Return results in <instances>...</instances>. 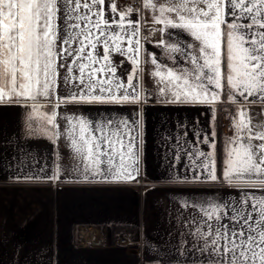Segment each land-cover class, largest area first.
<instances>
[{
  "label": "snow or ice",
  "instance_id": "6c2138e0",
  "mask_svg": "<svg viewBox=\"0 0 264 264\" xmlns=\"http://www.w3.org/2000/svg\"><path fill=\"white\" fill-rule=\"evenodd\" d=\"M105 2L0 0V106L30 109V134L53 142L66 137L74 161L71 171L85 181L98 176L105 182L131 183L141 176L145 125L140 105L155 95L163 104L206 105L215 119L218 102L230 101L237 109L236 134L228 139L222 173H216V133L201 139L194 132L198 143L213 151L186 152L193 180L258 188L260 195L242 191L231 203L194 205L203 216L193 219L196 227L189 234L202 241L195 249L204 257L201 264H264V0H164L159 5L143 0L144 7L158 9L156 22L183 29L194 41L160 42L169 58L179 53L191 67H169L152 54L148 74L156 78L155 93L143 86L142 64L149 58L141 59L142 45L134 39L139 29L130 20L133 9L117 12L113 0H107L115 14L109 20L101 7ZM112 53L127 57L131 71L118 74L126 61L116 65ZM60 85L63 96L57 92ZM41 98L51 102L43 111ZM72 105H134L135 118L65 116L67 127L61 130L57 109ZM35 121L39 126L33 128ZM194 157L202 159L197 163ZM60 160L57 150L51 181L66 170Z\"/></svg>",
  "mask_w": 264,
  "mask_h": 264
},
{
  "label": "crops",
  "instance_id": "0c3cea01",
  "mask_svg": "<svg viewBox=\"0 0 264 264\" xmlns=\"http://www.w3.org/2000/svg\"><path fill=\"white\" fill-rule=\"evenodd\" d=\"M113 2L117 12L126 9L119 5V0ZM153 2L159 5L164 0ZM101 7L111 20L115 14L110 13L107 0ZM157 14L158 9L143 6L130 16L139 29L134 39L142 45L141 59L149 58L148 63L142 64L143 86L151 93L157 90L156 78L148 74L153 70L152 54L158 57V63L169 67H191L179 53L172 54L176 59L169 58L160 42H194L185 30L165 28L156 22ZM228 19L230 22L231 18ZM125 25L131 31L127 20ZM122 46H127L126 40ZM98 50L102 55L103 48ZM111 58L116 65L126 61L118 68V74L131 71L133 65L127 57L112 53ZM60 74L64 75L63 69ZM57 92L60 96L66 94L63 85ZM38 103L43 111L51 102L41 98ZM228 105H232L237 117L236 105L223 99L215 106V119L206 105L163 104L157 102L155 95L140 105L145 125L141 176L138 182L131 183L105 182L98 176L85 181L71 171L74 161L66 137L53 142L30 134L26 126L30 109L0 106V264H201L204 257L195 249L202 241L189 234L196 227L193 219L203 216L194 205L231 203L242 191L260 195L258 188L241 190L223 181L193 180L192 161L186 152H195L197 148L213 151L209 145L198 143L194 132L200 133L201 139L205 134L216 133V173H222L228 139L236 134L234 127L230 132L223 127ZM135 111L134 105L61 106L57 119L64 130L65 116L95 120L99 116L126 115L134 119ZM38 126L39 121H35L33 128ZM57 150L61 167L66 170L58 181H51L48 178L53 173ZM194 159L199 163L202 158ZM224 223H228L227 219ZM99 229L106 242L92 246ZM121 238L130 244H113Z\"/></svg>",
  "mask_w": 264,
  "mask_h": 264
},
{
  "label": "built area",
  "instance_id": "2783aa9c",
  "mask_svg": "<svg viewBox=\"0 0 264 264\" xmlns=\"http://www.w3.org/2000/svg\"><path fill=\"white\" fill-rule=\"evenodd\" d=\"M119 5L124 8L133 9V11H141L143 8V0H119ZM233 118H235V111L232 108V105L224 110V130L230 132L233 130ZM113 244L115 245H128L130 242L126 239H115Z\"/></svg>",
  "mask_w": 264,
  "mask_h": 264
},
{
  "label": "water",
  "instance_id": "95a60500",
  "mask_svg": "<svg viewBox=\"0 0 264 264\" xmlns=\"http://www.w3.org/2000/svg\"><path fill=\"white\" fill-rule=\"evenodd\" d=\"M101 234H102V231H101V229H99V234L97 236H95V238H93V240L91 242L92 246H101V245L105 244L106 239H102Z\"/></svg>",
  "mask_w": 264,
  "mask_h": 264
}]
</instances>
